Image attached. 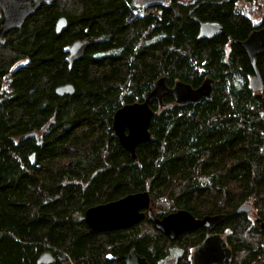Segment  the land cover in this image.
Wrapping results in <instances>:
<instances>
[{
	"label": "trees",
	"instance_id": "trees-1",
	"mask_svg": "<svg viewBox=\"0 0 264 264\" xmlns=\"http://www.w3.org/2000/svg\"><path fill=\"white\" fill-rule=\"evenodd\" d=\"M138 5L56 0L0 44V264H38L48 250L55 264H123L130 248L157 259L168 242L150 222L99 233L79 220L90 207L146 190L163 214L228 215L217 232L233 250L230 264H264V89H250L254 72L235 44L250 24L232 5L189 15L191 5L171 0L162 19L138 17ZM192 16L220 22L224 33L198 40ZM62 17L68 25L58 35ZM90 36L97 44L70 64L72 44ZM257 66L264 82V50ZM162 77L170 86L219 83L197 106H176L171 96L163 110L154 105L152 139L137 148V163L114 136V114ZM64 84L75 93L59 96ZM31 131L42 145L24 139ZM247 203L253 214L240 212Z\"/></svg>",
	"mask_w": 264,
	"mask_h": 264
},
{
	"label": "water",
	"instance_id": "water-1",
	"mask_svg": "<svg viewBox=\"0 0 264 264\" xmlns=\"http://www.w3.org/2000/svg\"><path fill=\"white\" fill-rule=\"evenodd\" d=\"M56 0H0V10L2 16L0 19V44H3L7 35L13 31L21 30L25 23L33 17L41 7ZM167 0H140L145 6L166 4ZM68 25L65 17L58 20L56 33L60 35ZM222 33V27L215 23H204L201 27L198 39H213ZM95 37H86L75 41L69 49L68 60L74 64L82 60L87 50L97 44ZM246 52L254 70V76L250 83V89L259 94L262 92L264 83L261 74L257 68V57L264 49V27L252 32L243 42H237ZM168 77L158 79L153 88L145 93L140 102L126 104L118 109L113 118V130L121 146L130 153L132 159L138 163L137 148L144 143H149L152 139L150 131L151 123L155 111L151 107L157 103L159 109L165 107V98L173 97L175 105L179 107L197 106L204 101H211L215 86L219 82L207 78L197 88L192 85L177 81L173 86L168 83ZM59 96H71L75 93V87L72 84H64L56 89ZM264 103V98H263ZM25 140H35L40 146L44 142L43 136L36 131L25 134ZM31 164L36 161V153L30 156ZM151 207L150 190L127 195L121 199L108 203L99 204L86 210L83 220L88 227L96 232H113L130 229L145 219L143 210ZM253 210L252 203H247L240 208V212L247 214ZM228 215L218 214L205 216L202 219H196L192 213L187 210H180L167 215L161 220H154L157 230L165 235L175 239L180 234L205 228L208 230L207 238L197 247L194 254L193 264H226L233 259V252L224 247V240L219 235L211 236V231L225 222ZM260 232L264 233V221L259 224ZM56 258L52 251H45L38 259V264H55ZM128 264H147L133 252ZM172 264V263H167Z\"/></svg>",
	"mask_w": 264,
	"mask_h": 264
},
{
	"label": "flooded vegetation",
	"instance_id": "flooded-vegetation-1",
	"mask_svg": "<svg viewBox=\"0 0 264 264\" xmlns=\"http://www.w3.org/2000/svg\"><path fill=\"white\" fill-rule=\"evenodd\" d=\"M138 3H139L138 8L135 10L136 12L138 11L137 12L138 17L143 18L147 15L153 14V15L157 16V19H162L163 18V11L165 10L164 6H167L169 3H171V0H167L166 4H156V5H150V6L142 5L140 3V0H138ZM186 3L191 5V8H192L189 15H193L201 7H204L205 5H212V6H222L225 4L226 5H232V14L236 17L240 16L242 18H245L249 22L250 29L252 32L260 30L264 27V0H188ZM251 5H252V7H251ZM248 11H251L253 14L252 16L256 17V19H252V17L247 15ZM192 19H193V21L197 22L199 25L198 36L200 34L201 27L204 23L219 24L222 27L221 35L224 33V30H225L224 26L216 20H202V19L197 18V17H193ZM250 34H247L248 35L247 38L249 37ZM198 36H197V39H198ZM208 40H212V39H208ZM231 43H232V41L228 42L226 47L228 46V48H229L231 46ZM235 44L240 45L237 42H235ZM240 47H241V45H240ZM245 54H246V52H245ZM246 56H247V54H246ZM258 57H257V64H258ZM247 58H248V56H247ZM248 60H249V58H248ZM249 62H250V60H249ZM257 68H258V66H257ZM252 69H253V67H252ZM253 72H254V70H253ZM253 76L250 79V83H251ZM249 87H250V84H249ZM263 89H264V87H263ZM263 98H262V101H263ZM138 102H140V101H138ZM154 105H157V107L159 108L157 103L152 104L151 107L153 108ZM165 107H166V104H165ZM163 109H161V110H163ZM153 110H154V108H153ZM112 124H113V121H112ZM112 130H113V126H112ZM113 133H114V130H113ZM114 136H115V133H114ZM180 210H182V209L174 210V211L167 212V213L163 214L162 211L154 208L152 205H151L150 209L143 210V213L145 214V219H143L139 224L134 225L132 228L125 229V230H131V229L135 228L136 226L139 227L145 221L150 222L152 224V226L154 227V229L157 231L160 238L163 240H166L168 242L167 247L165 249V252H163V254L155 260L153 259V256H151L150 253L148 255L144 256L143 254L138 253L135 248H130L128 254L125 256V261L123 262V264H128V259L133 252H135L140 258L144 259L147 264H167V263L180 264L182 260H185L186 264H193V258H194V254L197 250V247L207 238V236L209 234L208 230L205 228L190 230V231H187V232L180 234L178 237L173 239V238L165 235L163 232L157 230V228L155 226V222H154V220H157V219L161 220L164 217H166L167 215H170V214L175 213V212L180 211ZM248 214H253V213H248ZM193 216L196 219H202L205 217V216L197 217L195 215H193ZM207 216H212V215H207ZM253 216H255V215H253ZM83 217L84 216L80 217L79 220L84 221ZM218 227L213 229L211 231L210 235L211 236H213V235L221 236L225 242L224 247L231 249L228 245L226 235L225 234H219L217 232ZM119 231H121V230H119ZM113 232H116V231H113ZM99 233H102V232H99ZM152 251H153V249H152ZM232 252H233V250H232ZM108 259L111 260L114 258L111 255H108ZM230 263L231 262H227L226 264H230Z\"/></svg>",
	"mask_w": 264,
	"mask_h": 264
},
{
	"label": "rangeland",
	"instance_id": "rangeland-1",
	"mask_svg": "<svg viewBox=\"0 0 264 264\" xmlns=\"http://www.w3.org/2000/svg\"><path fill=\"white\" fill-rule=\"evenodd\" d=\"M183 1L187 2L188 0H183ZM251 7H252V5H251ZM137 12H138V11H137ZM0 15H1V11H0ZM247 15H249L250 17H252V19H256V17L252 16L253 14H252L251 11H248ZM0 18H1V16H0ZM24 64H26V61H22L21 63L19 62V63L15 66V68H13V69H16V67L21 66V65H24ZM2 88H3L2 92H3V91H10V78H9V77H7V78L5 79Z\"/></svg>",
	"mask_w": 264,
	"mask_h": 264
}]
</instances>
